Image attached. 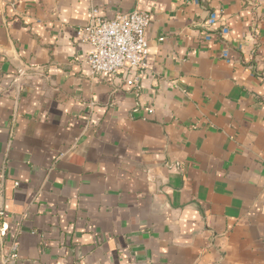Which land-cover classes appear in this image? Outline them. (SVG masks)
Segmentation results:
<instances>
[{
	"label": "crops",
	"instance_id": "obj_1",
	"mask_svg": "<svg viewBox=\"0 0 264 264\" xmlns=\"http://www.w3.org/2000/svg\"><path fill=\"white\" fill-rule=\"evenodd\" d=\"M92 8L146 69L92 75ZM0 211L15 264H264V0H0Z\"/></svg>",
	"mask_w": 264,
	"mask_h": 264
},
{
	"label": "built area",
	"instance_id": "obj_2",
	"mask_svg": "<svg viewBox=\"0 0 264 264\" xmlns=\"http://www.w3.org/2000/svg\"><path fill=\"white\" fill-rule=\"evenodd\" d=\"M253 6L252 1H247ZM150 14L143 11H132L127 14H116L113 19L100 16L92 8L84 26L77 30L80 42L88 48L87 65L92 75L111 81L125 66L135 71L147 68L148 56L145 33L149 26ZM217 22L216 14L210 12L203 24L204 40L210 41L209 31ZM229 33L226 27L218 32L220 38ZM226 58V52H223ZM4 213L0 211V220ZM17 254L5 255L0 264H15Z\"/></svg>",
	"mask_w": 264,
	"mask_h": 264
}]
</instances>
